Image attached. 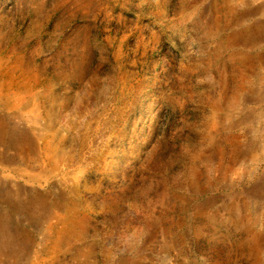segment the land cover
<instances>
[{
	"label": "rangeland",
	"instance_id": "374dc122",
	"mask_svg": "<svg viewBox=\"0 0 264 264\" xmlns=\"http://www.w3.org/2000/svg\"><path fill=\"white\" fill-rule=\"evenodd\" d=\"M2 124L0 264H264V0H0Z\"/></svg>",
	"mask_w": 264,
	"mask_h": 264
},
{
	"label": "bare ground",
	"instance_id": "6f19581e",
	"mask_svg": "<svg viewBox=\"0 0 264 264\" xmlns=\"http://www.w3.org/2000/svg\"><path fill=\"white\" fill-rule=\"evenodd\" d=\"M11 52H13V51H11ZM17 63H19V61L17 60L16 61ZM28 66H30V64H28L27 65V67ZM24 68H26V65L25 64H22L21 66H20V69L21 70H19V71H15V72H12V73H9L8 74V76L10 77V79H18L21 75H23L20 71H22ZM28 69H30V68H28ZM28 69H26V70H28ZM23 72V71H22ZM24 75H26L25 74V72H24ZM0 129H1V131L3 132V131H5L6 132V134H8V133H11L9 130H8V126L7 125H5V124H2V125H0ZM9 131V132H8ZM12 133H14V130L12 131ZM9 135V134H8ZM14 136L16 137L17 135L16 134H14ZM26 139L24 140V139H19V137H18V139L16 140V141H14L15 142V147H16V150H17V153H18V160H17V163H21V161L23 160L22 159V152H23V149H24V147H25V144H26ZM30 145H28V147H29ZM29 149V153H27V155L28 156H30V152H31V147L30 148H28ZM2 194H4V195H2ZM6 194V190H5V185H2V186H0V205H9V204H13L12 202V199L8 196V195H5ZM28 206H29V210L31 211V209H32V200H31V193L29 194V201H28ZM19 207L21 208L22 207V203L20 202L19 203ZM18 246L16 247L15 245L13 246V251H12V259H11V264H17V260H18Z\"/></svg>",
	"mask_w": 264,
	"mask_h": 264
}]
</instances>
